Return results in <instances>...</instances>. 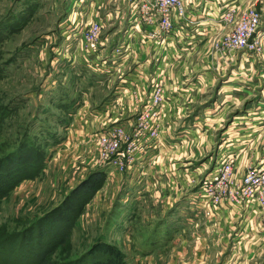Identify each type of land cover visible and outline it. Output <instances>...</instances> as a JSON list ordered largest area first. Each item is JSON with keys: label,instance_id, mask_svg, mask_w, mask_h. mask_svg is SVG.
Masks as SVG:
<instances>
[{"label": "rangeland", "instance_id": "rangeland-1", "mask_svg": "<svg viewBox=\"0 0 264 264\" xmlns=\"http://www.w3.org/2000/svg\"><path fill=\"white\" fill-rule=\"evenodd\" d=\"M80 1L0 0V264H264V174L256 187L247 181L264 166V151L236 166L230 154L217 159L216 141L209 151L199 140L181 156L186 164L172 159L157 177L138 176L131 172L138 155L158 149L155 136L145 132L135 136L141 147L123 170L114 162L100 167V129L93 121L87 127L75 121L86 111L80 109L89 88L64 57L90 51L83 27L71 26ZM254 6L264 28V0H239L235 18L210 44L216 46ZM107 53L110 59L111 48ZM137 118L127 127L133 135ZM226 161L233 170L218 182ZM109 167L110 178L107 172L95 178ZM175 175L178 191H169ZM128 177L136 189L125 188ZM145 179L155 188L143 197L138 184ZM172 193L174 199L189 194L192 207L182 205L184 212L161 222ZM223 205L228 221L217 217Z\"/></svg>", "mask_w": 264, "mask_h": 264}, {"label": "crops", "instance_id": "crops-1", "mask_svg": "<svg viewBox=\"0 0 264 264\" xmlns=\"http://www.w3.org/2000/svg\"><path fill=\"white\" fill-rule=\"evenodd\" d=\"M77 7L80 13H75L77 18L71 24L74 28L79 29L92 20L105 23L98 53L88 51L86 56L72 53L71 57L64 54L66 66L73 69L76 77L83 78L82 85L89 88L88 93L85 92L88 96H85V104L79 105L81 111H86L76 114L78 126L79 119L84 127L93 121L100 132L117 124L127 128L135 122L131 121L132 116L134 120L147 103L153 85L159 80L164 84L159 133L154 137L157 141L154 146L158 149L138 155V164H134L131 172L157 177L168 170L172 159L177 165L186 164L180 161L181 156L184 152L188 154L191 142L199 140L209 151L216 141L217 159L230 154L237 157L236 166L245 165L241 159L248 161L262 156L264 144L259 145L264 141V55L247 54L240 49L220 51L210 44L212 38L225 29L214 26L213 20L221 13V0H191V17L197 21L184 23L176 19V24L183 26L184 35L171 36L164 44L148 36L150 25H141L139 31L131 32L128 0H81ZM111 28H116L115 34L107 32ZM110 48L113 56L109 59ZM120 51L121 55L116 57ZM109 64H113L112 67ZM76 85L82 87L79 81ZM241 99L246 100L239 108ZM234 108L236 112L229 114ZM84 127L79 131L82 137ZM216 127L218 133L213 135ZM202 147L195 146L196 153L199 150L202 153ZM110 171V167L104 171L108 173L107 178L113 172ZM176 179L177 175L170 183L171 188H165L178 191ZM144 181L143 184L138 182V189L146 192L143 195L146 197L150 194L147 191L155 187L147 179ZM123 183L128 190L136 189L130 177ZM185 186L189 187L187 181ZM173 194L165 199L169 210L161 222L170 221L175 213L191 206L189 194L175 199ZM224 205L219 208L217 217L228 221L229 207Z\"/></svg>", "mask_w": 264, "mask_h": 264}, {"label": "built area", "instance_id": "built-area-1", "mask_svg": "<svg viewBox=\"0 0 264 264\" xmlns=\"http://www.w3.org/2000/svg\"><path fill=\"white\" fill-rule=\"evenodd\" d=\"M219 2V1H218ZM222 10L217 18L213 19L214 26H226L232 21L239 10V2L236 0H221ZM191 0H128V9L130 13L129 29L139 31L141 25L152 26L148 31V36L155 39L157 43L164 44L171 36H183V26L176 24V19L187 23L192 20L190 11ZM80 10L76 12L78 15ZM73 13L74 19L76 15ZM262 15L254 6L249 8L239 19L231 31L222 36L216 47L220 51L245 49L255 53L264 52V28H261ZM81 31L84 44L93 53H98L102 47V35L105 23L101 20H92L89 23L82 24ZM118 51L120 48L117 49ZM165 88L162 81L156 82L147 103L138 113L137 132L131 133L126 126L117 124L107 129H103L98 134L99 158L101 157V166L114 162L115 165L125 168L127 161L134 159L135 152L141 147L136 144L137 135L149 132L151 136H157L159 133L158 119L164 102ZM152 129V130H151ZM152 137V138H153ZM234 158V157H232ZM233 170V162L226 161L221 166V171L225 174L217 179L218 182L227 178L226 174ZM252 173L247 180L256 187L261 174H264V166ZM227 180V179H226ZM208 188V187H207ZM211 190V189H210Z\"/></svg>", "mask_w": 264, "mask_h": 264}, {"label": "trees", "instance_id": "trees-1", "mask_svg": "<svg viewBox=\"0 0 264 264\" xmlns=\"http://www.w3.org/2000/svg\"><path fill=\"white\" fill-rule=\"evenodd\" d=\"M95 175H96V177H95L96 179H99V178L102 179L103 175H105V174H104L103 170L98 169V171L95 173Z\"/></svg>", "mask_w": 264, "mask_h": 264}]
</instances>
